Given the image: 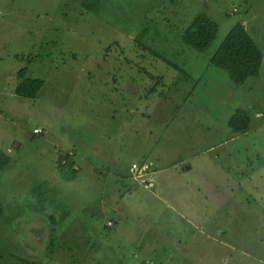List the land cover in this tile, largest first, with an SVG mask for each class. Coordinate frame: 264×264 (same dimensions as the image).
I'll use <instances>...</instances> for the list:
<instances>
[{
  "label": "rangeland",
  "instance_id": "obj_1",
  "mask_svg": "<svg viewBox=\"0 0 264 264\" xmlns=\"http://www.w3.org/2000/svg\"><path fill=\"white\" fill-rule=\"evenodd\" d=\"M201 13L206 52L181 40ZM239 22L264 53V0H0V264H264V66L210 65Z\"/></svg>",
  "mask_w": 264,
  "mask_h": 264
},
{
  "label": "trees",
  "instance_id": "obj_2",
  "mask_svg": "<svg viewBox=\"0 0 264 264\" xmlns=\"http://www.w3.org/2000/svg\"><path fill=\"white\" fill-rule=\"evenodd\" d=\"M219 31L218 23L201 13L182 33L181 40L193 50L206 52L216 40ZM210 65L226 72L235 84L244 85L250 78L260 76L264 66V53L243 22H239L215 52ZM173 66L179 69L177 65ZM25 73V69L20 72L16 94L21 98L34 100L46 82L42 79L26 78ZM251 123L250 114L245 110H238L229 120L228 126L235 134H246L250 131ZM64 161L65 164H63ZM10 163L9 154L0 148V171H3ZM76 165L73 155L62 154L58 160V172L62 177L74 181L80 171L79 168L75 169Z\"/></svg>",
  "mask_w": 264,
  "mask_h": 264
},
{
  "label": "built area",
  "instance_id": "obj_3",
  "mask_svg": "<svg viewBox=\"0 0 264 264\" xmlns=\"http://www.w3.org/2000/svg\"><path fill=\"white\" fill-rule=\"evenodd\" d=\"M35 134H41L42 130L41 129H36L34 131ZM66 162L64 161L63 164ZM77 169V166L75 167ZM153 173L150 171V167L147 165H139V164H134L131 168V174L134 177V180L140 185L143 186L149 190L154 189L155 184L153 181ZM110 225H112L110 223Z\"/></svg>",
  "mask_w": 264,
  "mask_h": 264
},
{
  "label": "crops",
  "instance_id": "obj_4",
  "mask_svg": "<svg viewBox=\"0 0 264 264\" xmlns=\"http://www.w3.org/2000/svg\"><path fill=\"white\" fill-rule=\"evenodd\" d=\"M34 134H35V133H34ZM35 135H40V134H35ZM187 169L189 170L190 168L187 167ZM157 171H158L157 169L154 171L153 176H154V174L158 173ZM153 176H152V177H153ZM51 228H52V227H51ZM53 229H54V228H52V230H53ZM77 244H79V243H77Z\"/></svg>",
  "mask_w": 264,
  "mask_h": 264
}]
</instances>
